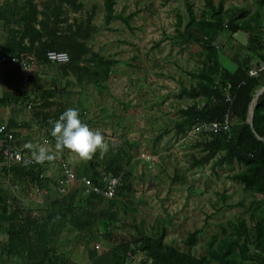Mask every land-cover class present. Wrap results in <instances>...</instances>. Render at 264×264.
I'll return each mask as SVG.
<instances>
[{"label":"trees","instance_id":"1","mask_svg":"<svg viewBox=\"0 0 264 264\" xmlns=\"http://www.w3.org/2000/svg\"><path fill=\"white\" fill-rule=\"evenodd\" d=\"M41 1L27 0L17 23L19 25L9 30V50L14 56H20L22 61L35 55L39 61L47 63L50 62L47 58L49 51L66 52L70 56L67 63H53L64 76H74L79 82L102 87L109 81L116 62L93 53L88 46V41L97 31L93 24L97 7L87 10L85 19L70 21L67 9L78 11L84 8L77 0ZM116 4L117 0H105L107 21L115 17ZM224 9L223 3L215 5L208 0L206 10L201 11L198 18L192 4L187 3V24L180 17L182 30L176 37L178 44L185 47L192 42L198 43L207 50V55L199 73L193 75L200 79L199 82L185 90L190 98L199 101L180 109L183 120L175 121L174 130L181 136H187L195 123H222L228 115L231 126L227 132L202 135L204 138L198 143L202 147V155L194 158L193 165L202 167L215 159V164L220 167L233 163L242 165L244 169L233 174L231 179L243 185L244 190L254 197V205L257 196H261V204L264 205V93L254 108V128L248 123L250 104L256 92L264 86V72L250 75L251 70L260 69L264 63V0H256V9L252 13L245 7ZM133 17L134 14L129 15L126 21ZM225 33L228 36L223 38L224 45L219 44ZM240 37L244 43L238 41ZM26 42L30 45L27 46ZM229 42L232 47L240 46L230 57L236 65L235 70L224 67L220 61L221 47ZM31 51L33 54H29ZM54 84L52 90L43 92L35 101L36 114L48 121L52 128L54 121L69 108L63 97L64 88L59 87L56 81ZM80 117L88 124L83 113ZM164 136L162 134L158 140ZM50 137L55 138L52 133ZM133 149L134 146H130L129 152L113 151L110 145L107 152L97 151L91 159H86L84 176L96 185H101L107 174L121 178V185L113 198L87 195L79 181L66 194L58 195L59 187L65 183L63 171L62 179L54 182L44 176L40 163L34 167L13 165L8 167L9 170L6 166L3 171L28 181H25L26 186L35 192V200L43 194L46 199L40 200L42 202L34 213L32 209H25L19 197L2 190L0 232L2 224L6 223L4 233L7 242L0 257L5 256V262L16 257L21 264H80L66 253L64 246L80 242L92 245L105 240L110 245L112 264H132L131 257L139 254L144 256L139 264H211L212 261L217 264H245L244 260L248 258L254 264H264V212L257 214L251 211L247 218H238L234 235H227L216 246L214 238L206 254L201 256L167 243L165 226L149 234L134 217L130 220L128 210L137 193L133 173L127 170ZM152 156L155 161L156 156ZM53 184L56 186L53 190L55 196L50 193ZM26 195L30 197L27 192ZM256 209L260 207L256 206ZM122 222L130 227L126 235L117 232ZM203 231L204 228H200L188 233L185 245L194 248Z\"/></svg>","mask_w":264,"mask_h":264},{"label":"rangeland","instance_id":"2","mask_svg":"<svg viewBox=\"0 0 264 264\" xmlns=\"http://www.w3.org/2000/svg\"><path fill=\"white\" fill-rule=\"evenodd\" d=\"M77 1L84 8L67 9L70 21L85 19L87 10L96 6L93 24L97 31L88 46L93 53L116 64L109 81L102 87L79 83L74 78L68 83L59 82L65 88L62 96L69 108H78L80 114H84L90 127L104 133L113 151L129 152L130 146H134L132 161L127 167L133 173L137 192L128 210L130 220L134 217L149 234L165 226L167 243L196 256L206 254L214 238L216 246L227 235H234L238 218H247L251 211L264 212L261 196H257L254 205V197L231 179L244 169L242 165L233 163L220 167L215 159L195 167L193 160L202 155L198 143L204 136H181L174 130L175 121L183 120L180 109L199 101L190 98L185 90L199 82L193 75L199 73L207 55V50L198 43L185 47L178 44L176 37L182 30L180 17L187 24L189 3L200 18L208 0H117L115 17L110 21H107L105 0ZM212 1L215 5L223 3L225 11L245 7L252 13L256 9V0ZM131 14L134 17L127 22ZM227 36L225 33L218 43L222 44ZM238 41L244 43L242 37ZM232 46L229 42L221 47L220 61L224 67L235 70L230 57L240 46ZM262 77L264 83V74ZM162 134L165 136L158 140ZM53 146V151L48 152L56 156L51 160L58 178L55 182L62 179V167L68 162L77 175H84L86 159L71 150L58 151L55 143ZM142 154H154L156 160L148 162ZM52 187L55 190V184ZM200 228L204 231L198 236L197 245L187 247L184 243L187 234ZM129 231L130 227L123 222L117 230L121 235ZM78 244L63 247L72 259L86 261V254L90 253L93 259L100 260L95 263L87 259L83 264H112L110 245L105 240L84 248ZM143 257L141 254L131 257L132 264H139ZM244 263L254 264L249 258Z\"/></svg>","mask_w":264,"mask_h":264},{"label":"crops","instance_id":"3","mask_svg":"<svg viewBox=\"0 0 264 264\" xmlns=\"http://www.w3.org/2000/svg\"><path fill=\"white\" fill-rule=\"evenodd\" d=\"M27 0H0V56H14L9 50L8 42L10 40L9 30L16 28L19 24V19L24 13V7ZM27 46L30 45L26 42ZM31 49H29L30 51ZM31 51L29 54H33ZM18 57V55H16ZM20 57V56H19ZM27 62H32L31 67L28 69L22 68L19 65L7 62H0V126L6 125L14 131L16 147L23 148L29 155L39 152L40 147H46L47 151H53V144L56 143L55 138L50 137L52 133V126L48 124L42 117L38 116L35 111V101L40 95L48 90L54 88V82L56 81L59 87H64L61 81L69 82V79L76 78L74 76H64L59 70L57 64L50 62L39 61L35 55L25 59ZM53 69H56L52 72ZM77 81V80H76ZM263 81V78H262ZM79 82V81H77ZM83 83V82H79ZM65 89V88H64ZM32 107L29 108V105ZM43 127V128H42ZM4 137L0 135V151L1 144ZM45 142V143H44ZM54 142V143H53ZM51 155V159H46L39 162L44 170V176L49 177L52 181L57 180L54 164L51 160L56 156L48 152ZM2 159V157H0ZM7 164L0 161V198L2 190H8L24 203L25 209H34L42 201L46 199V195H41L35 198L28 197L26 192L29 193L30 189L26 186V179L16 176L14 173H6L3 171ZM8 170V166L6 167ZM59 178H61L58 175ZM26 181V182H25ZM25 192H24V191ZM52 190V191H51ZM50 193L55 196L53 189ZM32 191V190H31ZM39 199V200H38ZM40 201V202H37ZM35 213V210H33ZM2 213V210L0 211ZM6 223L2 224V231L0 232V252L3 251L7 242V236L4 233ZM80 248L92 245H86L85 243L78 244ZM86 261H95L98 263L100 260L93 259L91 254H86ZM98 257V256H96ZM95 257V258H96ZM5 256L0 257V264H21L16 257L5 262ZM76 262L80 264L86 261H79L74 258ZM82 260V258L80 259ZM112 261V259H111Z\"/></svg>","mask_w":264,"mask_h":264},{"label":"built area","instance_id":"4","mask_svg":"<svg viewBox=\"0 0 264 264\" xmlns=\"http://www.w3.org/2000/svg\"><path fill=\"white\" fill-rule=\"evenodd\" d=\"M47 58L52 63L63 64L70 60L68 53L63 51H49ZM0 62L13 63L21 66L22 68L28 69L31 67L32 62L22 61L17 56H0ZM261 72H264V63L260 69H253L250 71L251 76H257ZM32 104L29 105V108ZM231 121L228 115L225 120L220 122H197L189 129L187 136L205 135L210 133L227 132L230 129ZM0 134L3 135L4 139L1 144V157L8 167L13 165H19L23 167H34L39 162L36 161L35 156L29 155L23 148L16 147L14 145L15 134L14 131L9 130L6 125L0 126ZM144 159L148 162L154 161V157L148 154H142ZM62 171L65 175V183L58 189V195L66 194L70 187L74 186L77 181L82 184L83 191L85 194H98L106 198H113L121 185V178L112 174H107L103 177L101 185H96L90 178L82 175L78 176L71 166L70 162L66 163L62 167ZM30 197L35 195V192L30 191L28 193Z\"/></svg>","mask_w":264,"mask_h":264},{"label":"clouds","instance_id":"5","mask_svg":"<svg viewBox=\"0 0 264 264\" xmlns=\"http://www.w3.org/2000/svg\"><path fill=\"white\" fill-rule=\"evenodd\" d=\"M52 135L58 151L71 150L82 159H91L99 150L104 153L110 148L104 133L99 128H92L82 121L78 108H68L54 121ZM37 162L51 159L46 147H40L34 154Z\"/></svg>","mask_w":264,"mask_h":264},{"label":"water","instance_id":"6","mask_svg":"<svg viewBox=\"0 0 264 264\" xmlns=\"http://www.w3.org/2000/svg\"><path fill=\"white\" fill-rule=\"evenodd\" d=\"M264 93V88L262 89H259L256 94H255V97L252 101V103L250 104V107H249V113H248V123L252 126V128H254V121H253V118H254V108H255V105H256V102L258 100V98ZM258 139L259 140H263L261 137L258 136Z\"/></svg>","mask_w":264,"mask_h":264}]
</instances>
